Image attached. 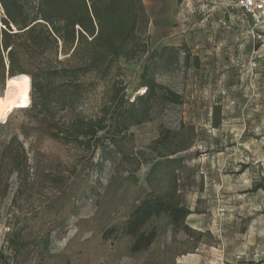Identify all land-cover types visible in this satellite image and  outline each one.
I'll use <instances>...</instances> for the list:
<instances>
[{
  "label": "rangeland",
  "instance_id": "rangeland-1",
  "mask_svg": "<svg viewBox=\"0 0 264 264\" xmlns=\"http://www.w3.org/2000/svg\"><path fill=\"white\" fill-rule=\"evenodd\" d=\"M233 2L151 0L150 22L140 36L148 54L175 48L160 60L156 77L183 94L184 101L157 106L152 121L131 128L135 151L144 160L136 180L121 178L118 171L128 173L113 161L101 165L99 153L92 158L73 144L40 135L37 120L27 111L32 104L27 87L30 106L21 102L0 121V156L16 134L31 164L28 176H9L5 197L0 188V254L8 262L264 264V189L254 190L264 184V47L241 22ZM258 34L264 38V26ZM148 54L122 59L117 78L99 81L76 111L59 117L97 116L115 79L126 86L130 101L144 93L140 75ZM8 83L7 77L0 79V95ZM216 105L222 107L218 127L212 120ZM161 128L177 132L167 145L154 143ZM166 160L180 162L161 165V175L149 182L152 166ZM172 170L179 196L191 210L187 223L195 230L192 236L180 231L173 240L169 226L140 253L130 251L126 236L105 239L103 229L124 222L143 199L168 191ZM13 235L27 245L12 251ZM0 261L4 264L3 257Z\"/></svg>",
  "mask_w": 264,
  "mask_h": 264
},
{
  "label": "trees",
  "instance_id": "trees-1",
  "mask_svg": "<svg viewBox=\"0 0 264 264\" xmlns=\"http://www.w3.org/2000/svg\"><path fill=\"white\" fill-rule=\"evenodd\" d=\"M0 7V79L21 82L26 90L30 87L32 104L30 93L22 104L30 106L27 111L37 120L38 133L73 144L92 158L99 153L101 165L113 161L128 173L124 176L118 171L121 178L136 180L144 160L135 151L131 128L152 121L157 106L184 101L183 94L157 80L160 60L175 48L164 46L148 54V45L140 36L142 26L150 22L143 0H0ZM143 53L148 54L140 75L144 93L130 101L126 86L115 79L109 99L101 105L97 116L76 113L68 121L59 117L62 112L76 111L79 102L99 81L117 78L122 59L133 60ZM189 58L186 53L187 65ZM195 62L199 67L198 58ZM221 111V105L213 108L215 127L221 123ZM176 136L174 130L161 128L154 143L167 145ZM170 162L180 160L156 162L148 181L161 175L160 166ZM30 170L29 152L15 134L0 156L2 197L8 192L11 174L28 176ZM116 178L119 180L120 176ZM170 180L167 192L143 199L124 222L103 229V237L126 236L130 239V251L140 253L149 250L169 226L173 240L180 231L192 236L195 230L187 223L191 210L179 196L175 170L170 173ZM110 184L112 187L114 181ZM258 187L264 189V184L254 190ZM16 237L9 239L12 251L27 245L24 239ZM2 257L4 264H11L0 254Z\"/></svg>",
  "mask_w": 264,
  "mask_h": 264
},
{
  "label": "built area",
  "instance_id": "built-area-1",
  "mask_svg": "<svg viewBox=\"0 0 264 264\" xmlns=\"http://www.w3.org/2000/svg\"><path fill=\"white\" fill-rule=\"evenodd\" d=\"M233 7L240 10L241 22L247 23L251 27L254 37L257 36L264 47V38L258 34L264 26V0H234Z\"/></svg>",
  "mask_w": 264,
  "mask_h": 264
},
{
  "label": "bare ground",
  "instance_id": "bare-ground-1",
  "mask_svg": "<svg viewBox=\"0 0 264 264\" xmlns=\"http://www.w3.org/2000/svg\"><path fill=\"white\" fill-rule=\"evenodd\" d=\"M26 88L21 82H9L3 95H0V121H6L7 116L16 106L25 101Z\"/></svg>",
  "mask_w": 264,
  "mask_h": 264
},
{
  "label": "crops",
  "instance_id": "crops-1",
  "mask_svg": "<svg viewBox=\"0 0 264 264\" xmlns=\"http://www.w3.org/2000/svg\"><path fill=\"white\" fill-rule=\"evenodd\" d=\"M143 3L145 4V6H146V9H147V12H148V15H149V18L151 17V11H150V4H151V0H143Z\"/></svg>",
  "mask_w": 264,
  "mask_h": 264
}]
</instances>
